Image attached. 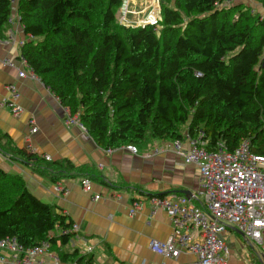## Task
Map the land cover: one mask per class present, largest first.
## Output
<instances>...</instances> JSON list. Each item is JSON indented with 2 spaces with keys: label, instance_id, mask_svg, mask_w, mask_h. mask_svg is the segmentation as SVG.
I'll return each instance as SVG.
<instances>
[{
  "label": "trees",
  "instance_id": "16d2710c",
  "mask_svg": "<svg viewBox=\"0 0 264 264\" xmlns=\"http://www.w3.org/2000/svg\"><path fill=\"white\" fill-rule=\"evenodd\" d=\"M233 1L160 0L159 25L134 27L118 19L124 0H0V39L15 10L31 37L23 60L104 150L201 135L209 150L224 142L234 151L249 140L264 155V14L226 5ZM0 154L54 181L88 169L13 148L8 135H0ZM72 228L0 167V239L54 248L76 236Z\"/></svg>",
  "mask_w": 264,
  "mask_h": 264
},
{
  "label": "crops",
  "instance_id": "0c3cea01",
  "mask_svg": "<svg viewBox=\"0 0 264 264\" xmlns=\"http://www.w3.org/2000/svg\"><path fill=\"white\" fill-rule=\"evenodd\" d=\"M127 1V8L131 7L128 13L132 16L138 1L147 0H124L122 8ZM5 35L6 40L0 39V100L8 98V87L15 85L21 94L18 103L23 112L15 117L8 109L0 110V135H8L13 148L28 150L27 145L31 143L33 149L28 151L41 157L48 156L53 162L68 160L75 167L88 168L83 171L85 174L54 181L53 176H46L37 167L0 154V167L5 172L20 175L31 193L56 212L67 215L68 221L79 227L68 244L51 248L52 256L45 255L35 264H87L90 260L93 264H187L193 261L195 258L186 253L177 260H166L151 249L150 242L166 241L173 227L167 212L154 208L149 199L175 194L200 204L197 200L202 192L199 168L185 163L174 141H153L139 150L138 155L129 152L127 147L112 152L100 148L79 123L68 118L59 98L23 60L22 46L31 37L25 34L15 10ZM7 62L12 66L6 65ZM21 72H25L26 77H21ZM33 127L37 128L34 134L31 133ZM181 140L182 148L190 149L188 141ZM89 173L93 175L88 176ZM84 178L91 180V192L81 185ZM97 195L101 198L95 199ZM138 199L143 205L131 216V205ZM234 231L237 232L229 230L225 236L234 240ZM59 233L57 229L52 236ZM75 250L78 251L75 259L62 260L63 254H72ZM1 255L8 262L0 264H12L9 251L0 249Z\"/></svg>",
  "mask_w": 264,
  "mask_h": 264
},
{
  "label": "built area",
  "instance_id": "2783aa9c",
  "mask_svg": "<svg viewBox=\"0 0 264 264\" xmlns=\"http://www.w3.org/2000/svg\"><path fill=\"white\" fill-rule=\"evenodd\" d=\"M149 19L153 20L142 26H158L157 19ZM6 65L12 66L8 62ZM20 76L26 77L25 72H21ZM197 76H201V73H197ZM8 91L9 97L0 100V110L8 109L13 116H20L23 112L18 103L21 94L15 85H10ZM71 121L80 124L77 117ZM36 132L37 128L33 127L31 133ZM184 140L188 141L190 149L182 148V140H175L174 145L185 163L195 165L200 170L202 192L197 196L200 204L175 194L150 198L149 202L154 208L167 212L173 227L166 241L152 240L151 249L166 260H177L186 253L195 258L187 264H229L230 251L224 236L234 229L252 245L261 246L262 251L258 256L264 260V155L254 153L249 140L242 142L234 151L228 150L224 142L209 150L201 135L197 138L185 135ZM27 149L32 151L31 143ZM127 149L134 155L139 154L135 146H127ZM45 158L50 160L48 156ZM81 185L85 191H92L89 178L82 179ZM100 198L99 195L95 196V199ZM142 205L141 200H135L130 215H136ZM78 228L74 224L72 230L78 232ZM0 249L12 254V264H35L45 255L52 256L51 243L47 240L27 249L16 239L3 238L0 239ZM0 262L8 261L1 255Z\"/></svg>",
  "mask_w": 264,
  "mask_h": 264
},
{
  "label": "rangeland",
  "instance_id": "374dc122",
  "mask_svg": "<svg viewBox=\"0 0 264 264\" xmlns=\"http://www.w3.org/2000/svg\"><path fill=\"white\" fill-rule=\"evenodd\" d=\"M127 4L128 1L126 6L121 8L118 12V19L125 26L139 27L145 25L147 21L151 22V20H153L149 19L150 17L157 19L158 25L162 21V7L160 0H156L155 2L152 0L138 1L137 6H135V12L132 16L128 13L130 12L131 7L127 8ZM238 4H241L246 8H252V10L257 11L262 15L264 14V7L254 0H234L232 3H226L227 6ZM136 7L138 8L137 10ZM141 11H144L143 14ZM233 237L235 238L234 240L224 236L225 243L227 247L229 246L228 248L230 251L229 264H233L234 261H236L235 264H264L263 262L261 263L258 256L259 252L262 251L261 246L252 245L251 242L243 239V237L235 231Z\"/></svg>",
  "mask_w": 264,
  "mask_h": 264
},
{
  "label": "bare ground",
  "instance_id": "6f19581e",
  "mask_svg": "<svg viewBox=\"0 0 264 264\" xmlns=\"http://www.w3.org/2000/svg\"><path fill=\"white\" fill-rule=\"evenodd\" d=\"M153 2H155L156 0H152Z\"/></svg>",
  "mask_w": 264,
  "mask_h": 264
},
{
  "label": "water",
  "instance_id": "95a60500",
  "mask_svg": "<svg viewBox=\"0 0 264 264\" xmlns=\"http://www.w3.org/2000/svg\"><path fill=\"white\" fill-rule=\"evenodd\" d=\"M187 194V193H186ZM242 235V233H240Z\"/></svg>",
  "mask_w": 264,
  "mask_h": 264
}]
</instances>
